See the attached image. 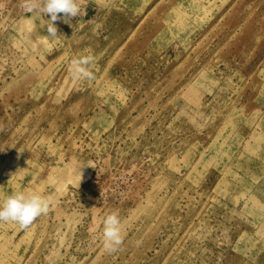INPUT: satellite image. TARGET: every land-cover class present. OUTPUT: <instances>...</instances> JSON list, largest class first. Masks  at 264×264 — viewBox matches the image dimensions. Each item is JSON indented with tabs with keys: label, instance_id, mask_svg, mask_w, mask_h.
Masks as SVG:
<instances>
[{
	"label": "rangeland",
	"instance_id": "obj_1",
	"mask_svg": "<svg viewBox=\"0 0 264 264\" xmlns=\"http://www.w3.org/2000/svg\"><path fill=\"white\" fill-rule=\"evenodd\" d=\"M77 2L0 0V264H264V0Z\"/></svg>",
	"mask_w": 264,
	"mask_h": 264
},
{
	"label": "clouds",
	"instance_id": "obj_2",
	"mask_svg": "<svg viewBox=\"0 0 264 264\" xmlns=\"http://www.w3.org/2000/svg\"><path fill=\"white\" fill-rule=\"evenodd\" d=\"M39 6L44 16H49V35L55 39L58 28L55 22L63 13L65 22L80 14L77 0H42L40 5L30 4L29 8ZM94 63L92 55L83 56L74 60L71 65V74L75 80L91 79L90 65ZM50 201L38 192L21 190L12 192L5 200L0 202V221H13L21 225L31 223L36 217L46 214ZM104 247L106 250H115L123 241L122 223L117 213L109 214L103 221Z\"/></svg>",
	"mask_w": 264,
	"mask_h": 264
},
{
	"label": "bare ground",
	"instance_id": "obj_3",
	"mask_svg": "<svg viewBox=\"0 0 264 264\" xmlns=\"http://www.w3.org/2000/svg\"><path fill=\"white\" fill-rule=\"evenodd\" d=\"M73 164H75V163H73ZM75 165H76V164H75ZM71 167H74V165H72ZM73 170H74V169H73ZM83 174H84V172H83V170L81 169V170H80V174H79V176H78V177H79L78 179L82 178ZM78 182H79V180H78ZM261 210H264V207H263V206L261 207Z\"/></svg>",
	"mask_w": 264,
	"mask_h": 264
}]
</instances>
